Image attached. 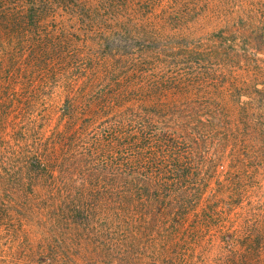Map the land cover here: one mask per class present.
Segmentation results:
<instances>
[{"label": "rangeland", "instance_id": "1", "mask_svg": "<svg viewBox=\"0 0 264 264\" xmlns=\"http://www.w3.org/2000/svg\"><path fill=\"white\" fill-rule=\"evenodd\" d=\"M126 1L115 18L100 0L56 1L49 18L71 55L53 52L50 64L29 32L20 49L0 48V264H264V0ZM11 6L28 4H0ZM221 34L222 44L246 43L251 55L219 69L228 79L220 95L188 86L185 105L217 99L228 118L212 137L191 129L204 150L200 169L187 174L197 187L183 184L176 200L137 201L107 176L69 165L67 98L78 95L73 106L88 108L80 95L110 78L109 65L140 56L166 73L172 50ZM244 87L251 98L239 109L229 94Z\"/></svg>", "mask_w": 264, "mask_h": 264}, {"label": "trees", "instance_id": "2", "mask_svg": "<svg viewBox=\"0 0 264 264\" xmlns=\"http://www.w3.org/2000/svg\"><path fill=\"white\" fill-rule=\"evenodd\" d=\"M19 1L28 4L22 11L12 6L0 8L1 50H6L8 43L12 48L7 55L16 46L20 49L23 35L29 32L31 45L39 49L40 60L43 59L45 64H50L49 56L53 52L56 57L70 56L69 51L62 52L67 38L53 31L56 25L49 18L51 6L59 0ZM100 1L99 10L106 18L117 17L127 4L126 0ZM146 2L156 5L160 1ZM47 21L49 24L45 25ZM222 35L215 36V40L185 44L172 50L167 57L174 62L164 60L169 66L166 73L157 70L151 59L140 56L127 65L125 61L119 66L109 65L106 70L110 78L102 86L90 87L80 95L89 97L95 107L90 104L77 111L73 104L79 96L67 98L70 106L64 108L65 116L72 122L63 142L72 149L69 165L107 176L106 181L110 180L119 190L133 192L137 201L176 200L184 198L183 194L176 195L183 184L197 187V182L187 174L200 169L198 160L204 150L202 152L198 136L212 137L210 128L216 133V128L228 118L227 108L217 99L198 98L194 100L198 106L185 105L188 86L195 85L197 89L211 86L220 95L221 84L227 78L219 69L227 63L239 68L238 56L247 60L251 55L246 53V43L241 45L231 38L227 39L228 46L222 44ZM28 48L33 52L31 47ZM234 55L237 59H233ZM257 59L251 56V62ZM144 78H147L146 82ZM98 82L97 79L93 83ZM241 89L244 90L229 94L234 100L233 106L235 102L239 109H242V97L251 98L248 88ZM255 89V93H261ZM169 95L174 99H169ZM80 115V123L76 124ZM194 126L210 131L207 134L197 132L198 136H194L190 134ZM39 167L46 172L45 166Z\"/></svg>", "mask_w": 264, "mask_h": 264}]
</instances>
